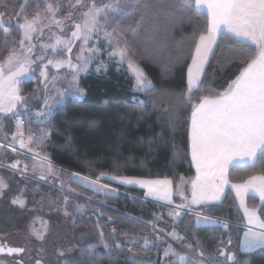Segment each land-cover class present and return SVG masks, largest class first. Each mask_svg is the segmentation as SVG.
<instances>
[{"label": "snow or ice", "instance_id": "obj_1", "mask_svg": "<svg viewBox=\"0 0 264 264\" xmlns=\"http://www.w3.org/2000/svg\"><path fill=\"white\" fill-rule=\"evenodd\" d=\"M43 4L45 16L39 12L31 18L24 16L23 21L15 19V26L21 32L19 47L8 50L7 57L0 62V128L5 127L4 120L14 119L17 131L12 133V141L18 143L21 149L28 148L37 141L48 139L52 129L41 128L39 132L29 135L27 140L23 138V117L30 111L31 105L21 93V85L25 82L36 80L42 90L43 102L39 110L35 112V123L46 124L53 110L63 104L66 96H83L85 90L80 87L81 74H87L96 58L103 54L92 41L95 36L97 41H106V47L112 50L108 52L107 60L100 61L95 69L97 74L106 73L110 63L116 64L117 70H121L126 63L127 70L131 74L134 83L132 85L134 98L140 105L141 114L144 107L151 104V111L167 115L166 123L175 125V121L181 118L184 109L190 108L188 119V154L191 165L195 168L196 175L190 180L180 175L179 182L164 177L162 179H145L126 175H108L100 172L95 179L82 176L79 173L69 174V181L79 183L81 186L91 189L94 193L111 195L117 190L109 184L101 183L102 180L118 182L121 185H139L145 189V196L154 197L156 200L172 203L173 195H180L185 203L175 205L177 211L169 212L174 223L184 214L185 209L191 210L193 206L207 207L222 202L228 189L235 192V197L240 202L244 212V234L237 251H228L232 245V236L229 235L227 245L221 241L213 251H207L201 241L193 236L192 243H185L186 236L181 235L174 228L168 235L181 242L182 251H177L169 244L164 249V258L172 257L175 264H252L250 254L259 248H264V174L250 176L243 183H232L229 179L230 170L236 167H255L260 164L264 168V0H163L160 3H136L131 0H108V2L96 3L92 0L83 12V22L76 23L70 36L63 38L56 36L51 44L41 42L42 49L39 55H35L37 48L34 39L39 32L43 35L42 24L48 20L47 27L56 26L61 32H65L64 21L57 19L61 11V5H53L48 0H37V7ZM4 11L7 5L0 0ZM82 6V0H75L72 7ZM134 7L140 15V21L149 26L158 25L161 18L183 22L185 20L193 24L191 43L194 47L191 51V61L187 64L184 87L180 92L171 88L160 87L149 78L143 68L136 63V57L140 54L137 50L135 36L130 40L128 33L134 32L131 26H125L117 21V14H122L127 8ZM25 5H21L23 11ZM4 11H0V28L4 33L5 43L11 35V21L9 26H4L2 19ZM66 20L71 19V14ZM111 29V30H109ZM146 31L148 29L146 28ZM198 33V35H197ZM235 41V46L229 44ZM81 41L80 54L76 56V63L72 61L73 45ZM92 42V47L87 45ZM49 49L51 50L49 52ZM220 56L216 57L217 50ZM67 52V59H53L63 51ZM87 52V55H85ZM217 58V65L221 71L228 65L239 61L244 65L236 78L229 82L228 86L220 92H214L211 81H206L207 69L213 58ZM180 57H177L179 61ZM46 61V63H44ZM39 69V76L36 70ZM50 69L57 70V74L49 80ZM60 70H66L70 75L64 77L68 80L67 87L59 88L56 81L60 79ZM196 95L197 93H205ZM144 99H140V97ZM33 99H39L35 93ZM31 132V128L28 129ZM19 137V139H17ZM11 147L13 152L16 147L11 144L0 143V148ZM37 157L40 153H35ZM174 156H180L175 151ZM20 161L13 162L10 167L19 170ZM35 167V166H34ZM115 167H120L116 164ZM56 166L48 159L42 157L40 163L41 174L39 180L45 181L48 176L58 178ZM27 171V165L24 166ZM60 171H67L61 169ZM191 184V198L184 195L187 184ZM61 189L64 182L60 181ZM9 190L8 183L0 177V194ZM69 193H75V189H68ZM249 195L259 198L256 208H248L246 197ZM91 200V198H87ZM41 203L44 201L41 200ZM11 203L23 209L26 200L23 191L15 196ZM103 203V202H102ZM65 208L71 206L68 196L64 197ZM77 212H83V205L75 206ZM65 216L72 213L65 211ZM103 213L97 216L96 227L99 230V240L89 243L87 234L82 233L76 242L69 241V246L63 249L53 248L55 259H35V264H103L104 258L99 256L98 249L103 248L108 254L109 264H113L117 255L124 251L125 245L128 253L133 252V247L149 249L155 246L161 236L156 235L155 240L143 238V244H138L136 239L116 240L109 243V238L115 239L117 229L109 231L105 237L103 227L99 220ZM162 217H156L159 222ZM107 223H115L112 217H108ZM151 225L153 221H146ZM43 231L32 229V235L39 241L46 239L47 223L44 222ZM196 226L214 225L227 233L233 225L228 221H221L196 213ZM239 228V225H235ZM160 231H163L161 229ZM155 234V233H154ZM28 249L24 247H12L0 244V254L9 256H22ZM43 251V250H41ZM76 252V256H68V253ZM207 252V254H206ZM242 256L243 258H238ZM99 257V258H98ZM2 264V262H0ZM16 264H24L23 259ZM123 264H152L150 259L137 260L134 254L126 255Z\"/></svg>", "mask_w": 264, "mask_h": 264}, {"label": "trees", "instance_id": "obj_2", "mask_svg": "<svg viewBox=\"0 0 264 264\" xmlns=\"http://www.w3.org/2000/svg\"><path fill=\"white\" fill-rule=\"evenodd\" d=\"M55 1L48 0L52 4H55ZM145 2L160 3L163 0H131L133 5ZM4 3L7 5L6 11L0 5V11H4V18L23 15L31 17L44 9L43 4L37 7V0H4ZM22 4L25 5L23 11ZM117 21L134 29V32L127 35L130 40L135 36L137 41V50L140 54L136 57V63L144 69L157 88H171L177 93L180 92L184 87L187 64L191 61V51L194 47L191 43L193 24L187 20L179 22L175 19L161 18L158 25L149 26L140 21V15L134 7L117 14ZM4 26L9 24L5 22ZM11 27L7 43L0 28V61L6 59L9 49L19 46L21 32L15 23H11ZM229 44L235 46L236 42L233 40ZM220 54L218 49L216 57ZM177 57H180L179 61ZM216 57L207 69L205 80L211 81L214 92H220L236 78L244 65L236 61L221 71ZM133 83L134 80L127 69L121 68L118 71L116 64L112 62L106 73L97 74L95 71H89L81 75L79 84L85 90L83 97L78 99L66 96L63 104L53 110L45 126L46 131L52 129L51 135L48 139L37 141V144L42 155L47 156L55 164V169L59 173L58 179L63 178L64 184L75 189L74 196L48 188L40 182H33L29 178H20L16 171L9 167L10 163L23 162L31 172V159L12 152L7 147L0 148V163L7 166H0V177L9 185V190L0 198V235L15 232L28 220L29 210L11 203L12 199L23 191V198L44 212H49L62 204L65 208L63 202L65 196H68L71 202V206L65 208V211L72 215L66 217L65 224L51 228L46 239L48 245L53 246L69 237L76 242L82 233L90 238L89 243L98 241L100 237L96 227L97 216L103 213L99 223L103 227L105 237H108L111 229H117L115 239L109 238V243H115L116 240L121 242L126 239L132 240V236L138 235L141 238L138 244L142 245L144 237L155 240L156 235L161 236V240L147 250L139 246L133 247V251L151 253L152 264L175 263L172 257L161 261L165 244L168 242L181 244L180 241L164 236L173 232L174 228L186 236L185 243H192L195 236L209 252L215 250L221 241L227 243L231 235L233 239L230 251H237L244 228L241 226L242 213L231 189L227 190L222 202L184 212L178 222L174 223L168 216V212L174 211V208L145 199L141 189L118 186L127 192L118 190L115 194L100 195L69 181L68 176L73 173L72 171L93 178L100 172H105L108 175L144 178L169 177L173 179L175 187L180 175H183L186 181L193 176L194 168L188 154L190 108L182 111L181 118L175 121L174 126L165 122L166 114L151 111V104L144 107L147 114L142 115L140 105L134 98ZM202 94L208 93L196 95ZM140 99L144 97L141 96ZM33 104L38 106L40 102L34 100ZM3 122L5 133L11 134L12 120L7 119ZM175 151H179L181 155L174 156ZM116 164L120 167H115ZM61 169L67 171H60ZM261 174H264V168H261L260 164L255 167H236L230 170L229 179L233 183H239L250 176ZM131 192L138 196L130 194ZM89 197L91 200L87 199ZM172 198L174 203L180 202L177 195L174 194ZM41 200L44 202L41 203ZM246 203L248 207L256 208L259 205V198L249 195L246 197ZM76 205H83V212H77ZM194 212L223 219L230 222L233 227L227 233H222V230L214 225L196 226ZM108 217H112L115 223L106 224ZM156 217L162 219L156 222ZM146 221H153V224H145ZM235 225L240 227L237 228ZM161 229L163 231H160ZM128 247L126 244L124 251L118 255L113 253L116 257L113 264H123L124 256L130 254L127 252ZM97 251L99 256L104 258L103 264H109L108 254L104 249L101 247ZM67 255L76 256L77 253ZM55 257V252L50 250L46 260ZM250 257L252 264H264V248L255 249ZM33 261L35 264V258Z\"/></svg>", "mask_w": 264, "mask_h": 264}, {"label": "rangeland", "instance_id": "obj_3", "mask_svg": "<svg viewBox=\"0 0 264 264\" xmlns=\"http://www.w3.org/2000/svg\"><path fill=\"white\" fill-rule=\"evenodd\" d=\"M91 2H92V0H82V6L72 7V5H75V0H56L55 4H53V5L54 6L57 5V4L61 5V11L58 13L56 18L65 22L64 23V27H65L66 31L65 32H61L60 28H58L56 26H52L51 28L47 27L48 20L45 19L42 24L38 25L39 28H43V35L41 36L40 33L38 32L36 34V37H35L34 41H33L37 45V48H36V51H35V55H39L40 52L42 51V49L39 47L41 42L47 43V44L54 43L55 39H56V36H58V35L62 36L63 38L69 37L71 32L73 30H75L74 29L75 24L83 22V12L87 10L86 6L89 3H91ZM100 2H101V0H96L97 4H99ZM103 2H108V0H103ZM39 13L41 14L42 17L45 16V14H46L45 8L42 11H40ZM70 14H71V19L70 20H66L65 18L69 17ZM24 16L25 15L19 16V17H13V18H11V17L4 18L3 17L2 19L6 23L9 24L10 21H11V23H15V19H17V18H19L21 20V22H22ZM29 18H31V17H29ZM92 41L96 42V47L100 48L102 50V52H103L102 55H100L98 58H96V62L91 65V70L90 71H95V69L97 67V64H99L100 61L103 60L106 63H108V60H107L108 52H110L112 49H110V50L107 49V47H106V43L107 42L103 41V40L97 41V38L95 36L92 37ZM80 46H81V41H77L76 44L73 45V52L71 54L73 63H76V59L75 58H76L77 55L80 54ZM92 46H93L92 42H90L87 45V47H89V48L92 47ZM50 51L51 50L49 49V52ZM85 55H87V52H85ZM50 58H53V59H67L68 58V54H67V52L65 50V51H63L61 53H58L56 56L50 57ZM4 60H1L0 62H3ZM44 63H46V61H44ZM122 68L127 69V64L125 63L122 66ZM50 73L51 74L49 75V80L52 79L53 75L57 74V70L50 69ZM36 75L39 76V69L36 70ZM68 75H70V73H68L66 70H60V72H59L60 79H58L56 81V84H57V86L59 88L63 89L64 87H67L68 80L65 79L64 77H66ZM81 75H83V74H81ZM38 88H41V86L38 85L36 80H32L30 82H25V83H23L21 85V93H22V95H24L26 100H28L29 104H33L34 100H37V99H33L34 93L37 96H39L38 101L40 103L43 102L42 90L41 91H37ZM73 97L80 99L83 96H73ZM39 107H40V105H38V106H32L31 105V108L39 109ZM3 124H4V122H3ZM16 131L17 130H15V132ZM9 141H12L11 134H9V133L8 134H4V133H2L0 131V142L9 143ZM30 162H31L30 170H31V172L33 174L30 173V171H28V169H27L26 172H24L23 171L24 168H20V167L18 168L19 170H15V171H16V174H18V176L20 178H25V179L29 178L31 181L36 182V180L33 179L32 176L34 174H38L40 176V174H41V171H40V163H41V161L31 159ZM1 165L4 166V167L6 166L3 163H0V166ZM55 170H57V169H55ZM73 173H77V172H73ZM79 174L82 175V176H88V175H85V174H82V173H79ZM29 175H32V176H29ZM51 177H52V179H51ZM88 177H90V176H88ZM90 178L95 179L93 177H90ZM139 178H143V177H139ZM147 179H154V178H147ZM47 181H50V183L45 182L47 184L42 183V185H44V186H46L48 188L56 189V190H58V191H60L62 193L65 192L68 195H72V196L76 195V193H69L68 189H71V188L68 187L66 185V183L64 184V189L63 190L61 189V186H60L59 183H60V181L64 182L63 178H61V180H60L57 177L53 178V176H48ZM58 181H59V183H57ZM101 183L109 184V186L111 188L117 190L115 193L118 192V189H119L118 186H120V184L118 182H110V181L105 179V180H102ZM76 184H79V183H76ZM187 188H188V184H187V187L184 189V193H185ZM89 190H91V189H89ZM115 193H113V194H115ZM96 194H100V193H96ZM130 194H134V193L131 192ZM2 195L3 194H0V198H1ZM100 195H105V194H100ZM24 199L26 200V205H25L24 208H27L29 210V213H30V216L28 217V220L25 222V224L21 228H19L15 232L9 233V234L0 235V244H5L6 243L7 246L24 247V248L28 249L29 251H26L22 256H18V255L9 256L6 253H2V254H0V262H2V264H16V261L17 260H21V259H23L24 264H33L34 263L33 258H35V259L43 258V259L46 260L50 250H52L53 248H56V249L66 248V247L69 246L68 242L72 241V237H69V238L63 239L61 241H58L53 246L52 245H48L46 243V239L48 237V234H49L51 228H53L55 226L57 227L59 225H62L63 223L65 224L67 216H65V214H64L65 213V208L63 207V204L60 205V206L55 207L53 210H51L49 212H44L41 209H39L38 207H36L35 205H33L26 198H24ZM151 201H153V200H151ZM63 202H64V200H63ZM158 203H160V202H158ZM160 204H163V203H160ZM163 205H167V204H163ZM171 205H173L174 211H177V209L175 207V205H177V204L171 203L168 206H171ZM15 206L19 207L18 205H15ZM104 207H107V206L104 205ZM248 208H250V207H248ZM174 211H171V212H174ZM242 213H243V216H244L243 209H242ZM195 220H196V217H195ZM44 222L47 223V229H48V231L46 233V239L44 241H39V240H37L35 238V236L32 235V229H35L37 231H43V229L45 227ZM154 230H155V228H154ZM244 231H245V229H243V231H242L241 238H240L241 241L243 239ZM164 236L170 237L168 234L167 235L164 234ZM132 239H136L138 242L141 240V238L138 235L137 236H132ZM142 244H143V242H142ZM169 244H171L172 247L175 248L178 252L182 251L180 243L178 244L177 242H174V243L168 242L165 245V248ZM224 244L227 245L226 242ZM231 249L232 248L229 247L227 250L230 251ZM41 250H43V251H41ZM132 254H134L136 256L137 260H141L142 258H147V259H150L151 262L153 263L151 253H143V252L134 250L129 255H132ZM164 259H167V258H164V253H163V255L161 256V261H163ZM165 264H175V263L168 262V263H165Z\"/></svg>", "mask_w": 264, "mask_h": 264}, {"label": "built area", "instance_id": "obj_4", "mask_svg": "<svg viewBox=\"0 0 264 264\" xmlns=\"http://www.w3.org/2000/svg\"><path fill=\"white\" fill-rule=\"evenodd\" d=\"M31 109H32V111L28 112V113L23 117V119H24V121H25V122H24V125H23V138H24L25 140H27V138H28L29 135H32L33 133L39 132V130H40L41 128H44V129H45V126H46V124H47V123H46V124H37V123H35V112H36L37 110H39V109H37V108H31ZM12 122H13V124L16 126V123H15V120H14V119H12ZM29 128H31V132L28 131ZM0 143H2V142H0ZM5 144H11L12 146L16 147L17 151H15V153H18L19 155H21V156H23V157H26V158L41 161L42 157H44V156L42 155L41 148H40V146H39L37 143H36V144H31V145H29V147H31V148L33 149L32 152H29V151H28V148L21 149V148L19 147V144H18V143L9 142V143H5ZM7 148H8L9 150H11V147H7ZM11 151H12V150H11ZM12 152H13V151H12ZM37 152L40 153V156H39V157H37V156L35 155V153H37ZM29 176H32V175H29ZM32 178L35 179L37 182H40L41 184H42V183L47 184V183H45V182L50 183V181H47V180H45V181L39 180V177L36 176V175H33ZM118 190H121V191H123V192H127V191L122 190V189H118ZM133 195L138 196V195L135 194V193H134ZM171 207H173V205H171ZM173 208H174V207H173ZM183 211H184V212H191V211L188 210V209H185V210H183ZM216 218H217V217H216ZM218 219L221 220V221H225V220L220 219V218H218Z\"/></svg>", "mask_w": 264, "mask_h": 264}, {"label": "crops", "instance_id": "obj_5", "mask_svg": "<svg viewBox=\"0 0 264 264\" xmlns=\"http://www.w3.org/2000/svg\"><path fill=\"white\" fill-rule=\"evenodd\" d=\"M41 104V103H40ZM39 104V105H40ZM30 105H32V106H34V104H30ZM5 129H4V127L3 128H0V131L2 132V133H4V134H6L5 133V131H4ZM15 130H17L16 129V126H13V131H12V133H14L15 132ZM12 133H11V136H12ZM17 139H19V137L17 138ZM9 142H13V141H9ZM191 159V158H190ZM13 162H11L10 163V165L12 164ZM10 165H9V167H10ZM55 165V164H54ZM24 163L23 162H21L20 164H19V166H18V168L20 167V168H24ZM58 167H60V168H62L61 166H59V165H57ZM7 167V166H6ZM11 168V167H10ZM194 168V167H193ZM27 169H29L28 167H27ZM196 175V173H195V168H194V174H193V176L192 177H194ZM191 177V178H192ZM144 178V177H143ZM249 178V177H248ZM247 178V179H248ZM147 179V178H146ZM154 179H157V178H154ZM160 179H162V178H160ZM246 179V180H247ZM244 182V181H243ZM243 182H239V183H243ZM233 183V182H232ZM120 186H124V187H133V188H138V189H141L144 193H143V197L145 198V199H148V200H155V202H160V203H163V204H167V205H169V203H167L166 201H161V200H156L154 197H150V196H148V197H146L145 196V189H143V188H141L139 185H121L120 184ZM233 191V190H232ZM234 192V191H233ZM184 195L185 196H187L189 199L191 198V184L190 183H188V188L186 189V191H185V193H184ZM234 195H235V192H234ZM179 198H180V202L178 203V204H181V203H185V201L184 200H182V198H181V196L180 195H177ZM237 200V199H236ZM237 202H238V205H239V208H240V210H241V213H242V208H241V206H240V202H239V200H237ZM172 203L174 204V202H173V198H172ZM197 207H199V206H193L192 207V210L193 209H195V208H197ZM202 215H204V216H208V217H212V218H216V217H214V216H210V215H207V214H203V213H201ZM195 217H196V213H195ZM242 218H243V223L241 224V226L244 228V224L246 223V221H245V219H244V216H243V213H242ZM245 229V228H244ZM241 241V240H240ZM241 243V242H240ZM240 243H239V245H240ZM166 245V244H165ZM164 249H165V246H164ZM141 252V251H140ZM143 253H145V252H143ZM164 253V252H163ZM163 253H162V255H163ZM161 255V256H162ZM169 258V257H168ZM174 260V259H173Z\"/></svg>", "mask_w": 264, "mask_h": 264}, {"label": "flooded vegetation", "instance_id": "obj_6", "mask_svg": "<svg viewBox=\"0 0 264 264\" xmlns=\"http://www.w3.org/2000/svg\"><path fill=\"white\" fill-rule=\"evenodd\" d=\"M5 245H7V244L5 243Z\"/></svg>", "mask_w": 264, "mask_h": 264}]
</instances>
